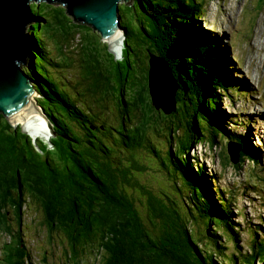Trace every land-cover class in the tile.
<instances>
[{
	"label": "trees",
	"instance_id": "1",
	"mask_svg": "<svg viewBox=\"0 0 264 264\" xmlns=\"http://www.w3.org/2000/svg\"><path fill=\"white\" fill-rule=\"evenodd\" d=\"M131 3L133 7L124 5L122 60L97 39L93 26L74 20L66 7L32 4L38 24L29 27L36 55L30 77L56 136L49 149L9 125L4 133L6 119L0 113V228L9 229L11 213L22 222V203L31 199L43 207L48 234L61 238L77 264L92 257L100 264H222L219 259L255 264L264 238L258 237L257 227L242 228L234 198L227 197L212 170L190 156L198 144L214 149L227 138L241 145L240 163L246 162L252 151L229 131L236 122L229 119L233 126L227 125L220 103L231 91L249 94V86L232 73L230 57H221L219 41L195 38L202 34L194 19L200 16L197 0ZM131 11L135 15L129 18ZM75 49L78 56H70ZM151 54L169 63L179 87L170 115L156 111L150 100ZM152 123L168 130L177 124L178 142L170 140L166 156L146 137ZM142 147L161 160L181 200L168 193L157 196L139 184L136 176L148 167L133 152ZM219 156L223 164L221 152ZM224 161L230 165L227 152ZM193 220L201 225L199 241L193 237ZM243 232L254 235L247 240L248 252L227 255V245L243 252L238 245Z\"/></svg>",
	"mask_w": 264,
	"mask_h": 264
},
{
	"label": "rangeland",
	"instance_id": "2",
	"mask_svg": "<svg viewBox=\"0 0 264 264\" xmlns=\"http://www.w3.org/2000/svg\"><path fill=\"white\" fill-rule=\"evenodd\" d=\"M197 1L198 10L204 16L199 21L201 27L198 25L201 28V33L204 34L203 37L207 39L216 38L221 42L222 46L227 47L228 55L230 60H232V73L237 79L243 80L250 90V93L246 95L234 93L232 96L227 94L226 96L228 97L222 100V109L229 117H232V121L236 122L232 133L242 136L246 146L253 152L258 153L259 151L261 159L246 163L239 162L238 164L243 166L241 169L234 168V164L231 161L230 165L226 167L224 157L227 152V138L222 139L214 149L207 143L198 144L194 150H191L190 156L197 157V160L204 164L209 171L212 170V173L218 177L219 185L227 190V197L234 198L235 207L238 211H241L242 216L239 217L238 221L242 228L244 229L247 226L251 229L257 227L258 237L263 239L264 192H257V189L260 191L264 189V3L261 0ZM199 1L202 2V6ZM123 4L125 3H121L120 6ZM127 5H131V3ZM127 15L132 18L135 12H127ZM97 35L100 36L98 32ZM99 36H97V39L102 41L101 36L100 38ZM117 36L119 40H122L120 35ZM122 47L123 43L117 44L115 46L117 54L112 51L114 55L118 56L116 60H121L122 58L120 56ZM73 51L74 53L69 55L77 57L79 51L76 49ZM27 68H30L29 62L23 67L26 72L29 71ZM63 87H67L66 84ZM246 97L251 98L248 99ZM36 99L39 100L40 98L36 97ZM150 100L153 105L151 95ZM32 106L36 107V104L32 103ZM155 110L161 111L157 108ZM157 115L160 117L158 113ZM23 119H25L23 129L26 133L48 145L49 149L50 147L52 148L48 142L52 137V132H50L51 129L42 112L35 108L33 111L26 113ZM3 124V132L6 133V126H13L12 129L15 130L13 124H20V122L17 121V123L12 124L6 118ZM157 131L164 135L165 138H160ZM20 132L22 131L20 130ZM178 134L177 124H174L168 130L165 125L152 123L146 133V137L158 150L165 154L163 156H166L169 151L170 140L177 143L180 136ZM251 142L254 148L250 146ZM34 143L38 146L37 141ZM220 152L223 164L219 160ZM232 152L235 154L233 146ZM133 153H135L137 161L148 167L145 173L136 176L140 185L146 186L149 191L157 196H161L162 193H168L181 200V197L172 191V186L175 188L174 178L168 174L159 158L154 157L145 147ZM252 156L255 157L254 154ZM127 190L136 198L142 199V201L145 200V197L140 196L136 190L130 188ZM136 204L145 217V208L140 205L139 200ZM22 210L24 213L22 222H19L14 213H11L7 215L9 219L6 221L9 229L0 228V264H77L76 254L73 258L68 255L65 245L60 244L59 239L61 238L57 235L51 236L48 234L46 223H43L45 214L42 206L29 199L27 202L23 201ZM145 222L148 223V220L146 219ZM191 225L193 237L196 241H199L201 239V225L195 220L191 222ZM253 236L246 232L241 234L238 245L243 249V252L237 251L239 254L248 252L246 249L247 240ZM86 242L95 246L105 247L104 243L100 241H85L83 239V243ZM226 249V253L232 256L233 249H229V246ZM262 252V256L259 260H256L255 264H264V249ZM235 257L237 258V256ZM219 261L225 264L222 259H219ZM88 263L100 264L95 261V257L81 264Z\"/></svg>",
	"mask_w": 264,
	"mask_h": 264
},
{
	"label": "water",
	"instance_id": "3",
	"mask_svg": "<svg viewBox=\"0 0 264 264\" xmlns=\"http://www.w3.org/2000/svg\"><path fill=\"white\" fill-rule=\"evenodd\" d=\"M40 1L66 7L74 20L101 32L105 42L116 36L120 29L118 3L122 0H0V112L10 119L23 112L25 115L29 105L36 102L33 100L36 94L33 82L20 63L26 64L31 52L30 40L25 34L26 26L38 22L33 18L31 3ZM149 64V73L153 75L149 80L153 105L170 115L176 109L179 89L172 68L165 59L153 54L150 55ZM43 115L52 130L51 122ZM49 144L52 145L50 141ZM232 145L231 142L228 144L230 160L237 164V153H232Z\"/></svg>",
	"mask_w": 264,
	"mask_h": 264
},
{
	"label": "clouds",
	"instance_id": "4",
	"mask_svg": "<svg viewBox=\"0 0 264 264\" xmlns=\"http://www.w3.org/2000/svg\"><path fill=\"white\" fill-rule=\"evenodd\" d=\"M132 2V0H130L129 2H126V0H122L121 2H119L118 3V8H119V16H120V20H119V24H120V29L118 30L119 32L118 33H121V36H120V38L122 39V43H123V50H124V47H125V39H126V32H125V30H124V28H123V26H122V21H123V15H124V5H126V4H129V3H131ZM33 3H39V2H33ZM33 3H31V7H32V4ZM121 3H125V4H123L122 6H120V4ZM129 6H133V3H131V5H129ZM34 16H35V14H34ZM33 18H35V17H33ZM204 18V16L200 13V16L199 17H195L194 19L196 20V22L197 23H199V21H200V19H203ZM35 23H37L38 24V22H32V23H29L27 26H26V30H25V34H26V36L29 38V40H30V37L28 36L29 35V27L30 26H32V24H35ZM198 25L201 27V24L199 23V24H197V27H198ZM199 28V27H198ZM201 30V29H200ZM96 32H98L99 34H100V36H101V39H102V41H103V38H102V33L101 32H99V31H97L96 30ZM125 34V35H124ZM203 35L204 34H201V35H198V36H195V38L196 39H202V38H204L203 37ZM113 37H111L110 39H112ZM109 39V40H110ZM211 40H217L216 38H211ZM218 41V40H217ZM103 43H106L107 45H108V49H109V51L111 52V54H113L112 53V51L110 50V48H109V41H107V42H105V41H103ZM220 44H221V42H220ZM219 48L220 49H222L224 52H223V54H222V56L221 57H223V55H224V57H226V58H228V49H227V47L225 46H222V44L219 46ZM30 51H31V40H30ZM114 55V54H113ZM121 55H122V58H121V60L123 59V51H122V53H121ZM35 57H36V55H34L32 52H30V54H29V57H28V62H29V65L31 66V64H32V67H33V70L35 69ZM114 57H115V59H117L116 58V56L114 55ZM157 57V56H156ZM220 57V61H221V58ZM230 57V56H229ZM232 57H234V56H232ZM159 58V57H158ZM162 59H164V58H162ZM150 60V59H149ZM221 63H223V62H221ZM26 64H23V63H20V67L22 68V70L30 77V75H31V67L30 68H27V70H29L28 72H26V70L25 69H23V67L25 66ZM150 65V64H149ZM170 66V65H169ZM172 74H173V72H172ZM31 78V77H30ZM237 79V78H236ZM31 80H32V82H33V79L31 78ZM175 80V79H174ZM243 81V80H242ZM33 84V86H34V88H35V91H36V94L34 95V97H33V100H35L36 102V105L39 107V109L36 107V109L37 110H39V111H42L43 112V114H45L47 117H48V115H47V113L45 112V110H44V108L43 107H41L40 105H39V100L38 99H36V97H39V98H41V95H40V93L37 91V88H36V86H35V84L34 83H32ZM148 88H149V81H148ZM237 90V89H236ZM249 91V93H250V90H248ZM234 93H236V92H233V91H231L230 92V94L229 95H232V94H234ZM237 93H239V94H245L246 92H244V90H242L241 92H237ZM227 95V94H226ZM233 96V95H232ZM226 97H228V96H226ZM226 97H224V98H226ZM230 97V96H229ZM252 97V96H251ZM250 97V98H251ZM246 98H248L249 99V97H246ZM246 98H245V100H246ZM222 100H223V98H222ZM221 110L222 111H224L223 109H222V101H221ZM225 112V111H224ZM0 113H2L3 114V116H4V118L6 119H8L9 120V122L10 123H12L13 124V122H12V119H10V118H8V116H6L3 112H0ZM226 113V112H225ZM228 115V114H227ZM45 117V116H44ZM232 117H227V119H226V121H227V125L229 126H231L232 124H228V120L230 119V120H232L231 119ZM48 120H49V118H48ZM237 120V119H236ZM50 121V120H49ZM51 122V121H50ZM248 123V122H247ZM51 124H52V127H53V131H54V124L51 122ZM14 125V128H15V130H17V129H20L21 131H22V126H21V124H13ZM233 126V125H232ZM13 127V126H12ZM11 127V128H12ZM225 127H226V124H225ZM17 128V129H16ZM52 130H51V132H52ZM232 130H233V128H229V131L232 133ZM24 131H22V133H23ZM24 134H26V135H28L27 133H25L24 132ZM233 134V133H232ZM56 136V133H55V131H54V134L52 133V137H51V139L52 138H54ZM240 136V135H239ZM29 137H31V136H29ZM225 137V136H224ZM240 137H242V136H240ZM31 139L35 142V141H37V140H34L32 137H31ZM51 139L49 140L50 142H51ZM243 139V138H242ZM48 141V142H49ZM232 143L233 145V147L235 148V151H236V153H237V157H238V163L240 162V149H241V145L240 144H235V142L234 141H228V144L229 143ZM51 144H52V142H51ZM228 144H227V154H228V156H229V158H230V155H229V152H228ZM251 144H252V142H251ZM251 144H250V146H251ZM243 145H244V147L248 150V151H252L250 148H248L247 146H246V144H245V142L243 141ZM51 146H54L53 144L51 145ZM197 146V145H196ZM251 147H253V146H251ZM146 148V147H145ZM147 149V148H146ZM195 149V148H194ZM193 149V150H194ZM192 150V149H191ZM258 151V150H257ZM253 152V151H252ZM249 152L247 155H248V159L246 160V162H252V161H256V160H258V159H261V154H260V152L258 151V153L257 152ZM233 153V152H232ZM254 153H256V155L254 154ZM252 154H254L255 155V157H253L252 156ZM195 157H193V159H194ZM231 161V160H230ZM245 162V163H246ZM231 163L232 164H234L232 161H231ZM237 163V164H238ZM234 165H236V164H234ZM240 237H241V235H240ZM222 245V244H221ZM228 246V245H227ZM231 246H229V249H231L230 248ZM246 249H247V246H246ZM264 249V248H263ZM243 250V249H242ZM248 250V249H247ZM237 251H241V250H233V254H232V256H237V257H239V253L237 252ZM242 252V251H241ZM227 255H228V253H227Z\"/></svg>",
	"mask_w": 264,
	"mask_h": 264
},
{
	"label": "bare ground",
	"instance_id": "5",
	"mask_svg": "<svg viewBox=\"0 0 264 264\" xmlns=\"http://www.w3.org/2000/svg\"><path fill=\"white\" fill-rule=\"evenodd\" d=\"M199 11V10H198ZM201 13V12H200ZM117 35H120L121 36V33H118ZM114 36L112 39H110L109 40V47H110V45H111V47H110V49H111V51H113L115 54H117L116 53V51H115V46L117 45V44H122V40H119V38H118V36ZM114 48H113V47ZM122 50H123V47H122V49H121V53H122ZM120 54V53H119ZM116 57H118L117 55H115ZM120 56H122V55H120ZM229 66V65H228ZM153 77V75H151V73H149V80L151 79ZM164 83V82H163ZM36 104V103H35ZM250 107V106H249ZM36 107H34V106H32L31 107V104L29 105V107H28V109L26 110V112H25V114L26 113H28V112H30V111H33L34 109H35ZM24 113V112H23ZM23 113H20V114H17V115H15L14 117H13V119H12V122L13 123H17V121H19L20 122V124H21V126H22V128H23V123H24V121H25V119H23V117H24V114ZM39 113V112H38ZM42 115H43V113H42ZM44 116V115H43ZM38 117V116H37ZM40 120V119H39ZM47 122V121H46ZM48 124V123H47ZM38 125V124H37ZM44 127H45V125H44ZM46 129V128H45ZM36 131H37V129H35ZM236 130V129H235ZM23 131L26 133V131L23 129ZM47 132V131H46ZM50 132H51V130H50ZM38 133V132H37ZM35 134V133H34ZM47 134V133H46ZM50 134V133H49ZM48 135V134H47ZM34 139V138H33ZM34 140H36V139H34ZM48 140V139H47Z\"/></svg>",
	"mask_w": 264,
	"mask_h": 264
}]
</instances>
